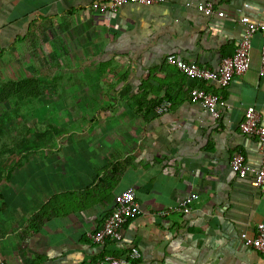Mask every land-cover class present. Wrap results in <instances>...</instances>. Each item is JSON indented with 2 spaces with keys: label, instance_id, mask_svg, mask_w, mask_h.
<instances>
[{
  "label": "crops",
  "instance_id": "crops-1",
  "mask_svg": "<svg viewBox=\"0 0 264 264\" xmlns=\"http://www.w3.org/2000/svg\"><path fill=\"white\" fill-rule=\"evenodd\" d=\"M96 1L0 0V63L17 64L33 43L56 56L68 51L71 67L103 68L116 84L99 97L74 98L68 138L51 144L41 174L23 182L0 220V264H93L132 247L141 255L133 264H264L240 237H254L264 224V193L251 185L259 141L240 131L249 107L264 127L263 39L251 38L249 69L224 88L188 80L165 61L174 56L217 71L244 34L239 19L264 23V0H164L114 14L94 11ZM207 2L224 16L198 12ZM194 88L223 98L220 119L190 98ZM162 101L171 108L157 114ZM236 151L249 169L245 178L230 170ZM129 188L140 214L124 225L120 242L92 243L88 235ZM190 194L197 199L189 213L158 214Z\"/></svg>",
  "mask_w": 264,
  "mask_h": 264
},
{
  "label": "rangeland",
  "instance_id": "rangeland-1",
  "mask_svg": "<svg viewBox=\"0 0 264 264\" xmlns=\"http://www.w3.org/2000/svg\"><path fill=\"white\" fill-rule=\"evenodd\" d=\"M54 52L58 55L30 43L25 59L15 65L0 63V119L5 120L0 138L1 221L23 182L31 174L34 180L41 174L38 166L53 149L51 144L68 138L66 129L76 117L74 98L93 93L99 97L116 86L107 81L103 68L71 67L74 62L66 58L68 51ZM83 99L82 104H87ZM79 117L85 119L84 114ZM19 199L20 195L15 203Z\"/></svg>",
  "mask_w": 264,
  "mask_h": 264
},
{
  "label": "built area",
  "instance_id": "built-area-1",
  "mask_svg": "<svg viewBox=\"0 0 264 264\" xmlns=\"http://www.w3.org/2000/svg\"><path fill=\"white\" fill-rule=\"evenodd\" d=\"M163 1L164 0H98L94 2L91 7L100 14H114L118 8L123 5L136 4L149 7L161 4ZM196 9L206 17L213 14H217L220 18L224 16L222 12L215 13L213 11L212 2L200 4ZM239 23L244 28V34L239 40L233 56L224 59L217 71L200 67L195 63L179 60L174 56L166 57V63L175 67L188 80L212 82L218 87L224 88L229 85L233 76H240L249 69L251 38L255 34H260L263 39V44L259 56V75L264 78V23H254L246 16L241 17ZM190 98L199 103L214 119H220L226 109V103L219 94L208 93L202 89L194 88L190 91ZM170 108L171 103L169 101H162L158 104L155 111L157 114H164L168 112ZM240 131L243 135L254 136L259 141L261 162L251 180V185L264 193V127L260 124L259 113L253 107H249L245 110L243 121L240 125ZM229 167L239 178H245L248 175L249 169L240 151H236L232 155ZM196 199L197 196L195 194H190L180 200L177 206L168 207L158 214L161 217L168 216L173 212L187 214L190 211L191 204ZM139 214V204L136 200L134 190L129 188L116 197L114 209L104 220L102 228L94 234L88 235V237L92 243L96 245H104L107 241L120 242L124 225L128 220ZM240 237L245 246L252 248L264 256V224L257 225L254 237H248L246 234H241ZM140 257L139 250L132 247L125 256H104L93 264H133L138 261Z\"/></svg>",
  "mask_w": 264,
  "mask_h": 264
},
{
  "label": "trees",
  "instance_id": "trees-1",
  "mask_svg": "<svg viewBox=\"0 0 264 264\" xmlns=\"http://www.w3.org/2000/svg\"><path fill=\"white\" fill-rule=\"evenodd\" d=\"M19 89V88H18ZM5 120L2 118L0 119V138H2L4 136V129H5ZM0 166H1V162H0ZM2 173H1V170H0V181L2 179Z\"/></svg>",
  "mask_w": 264,
  "mask_h": 264
}]
</instances>
